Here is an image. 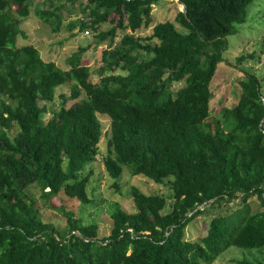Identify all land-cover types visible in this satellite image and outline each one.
<instances>
[{"label": "trees", "instance_id": "trees-1", "mask_svg": "<svg viewBox=\"0 0 264 264\" xmlns=\"http://www.w3.org/2000/svg\"><path fill=\"white\" fill-rule=\"evenodd\" d=\"M159 1L43 0L51 7L36 5L38 17L55 30L64 9L82 13L72 29L97 31L110 24L98 35L109 45L94 82L91 66L82 62L84 47L63 69L44 60L34 44L18 45L21 34L27 38L20 22L36 0H0V264H209L231 246L264 251V97L257 74L248 72L238 101L223 107L220 119H210L212 79L225 61L228 36L246 22L253 0H180L186 12L179 11L176 22L185 31L166 20L150 35H137L152 24ZM119 31L124 34L112 48ZM249 58L254 57L241 54L237 60ZM70 83L69 98L79 100L66 106L68 98L61 95L57 110L39 104L54 101L57 87ZM177 83L183 85L176 89ZM46 113L51 114L47 121ZM100 114L110 118L103 158L110 175L119 178L127 166L133 175L168 180L174 196L164 212L163 194L133 188L135 211L114 204L111 232L102 237L97 222L49 203L63 195L91 204L90 174L83 175V169L99 154ZM33 185L43 203L67 217L63 229L43 220L29 192ZM252 197L262 210L246 205L232 215L220 214L205 236L186 239L191 220L206 210ZM235 264L264 263L245 257Z\"/></svg>", "mask_w": 264, "mask_h": 264}, {"label": "rangeland", "instance_id": "rangeland-1", "mask_svg": "<svg viewBox=\"0 0 264 264\" xmlns=\"http://www.w3.org/2000/svg\"><path fill=\"white\" fill-rule=\"evenodd\" d=\"M31 6V14L20 22V27L27 35L23 38L22 34L18 37V45L34 44L46 61H54L59 67L69 69V57L81 47L86 48L82 55V62L91 66V78L97 82L101 77L100 66L103 50L109 45V39L99 42L98 35L101 31L110 28L109 23H103L99 30L88 28L82 31L79 26L71 28L72 22L82 16L81 12L69 14L64 9L62 11L63 19L59 29L55 28L37 15V6L51 7L43 0ZM85 2V1H84ZM70 6V5H68ZM77 7V6H76ZM183 10L180 0H160L153 6L152 24L148 27H142L137 30L139 36H148L153 31V26L159 21H173L178 29L185 31V28L176 22V16ZM239 31L236 34L228 36V49L224 53L225 61L218 66L217 72L211 82L213 98L210 102L211 120H217L222 117V108L232 107L239 99L241 94L240 81L248 72H254L260 78L261 95L264 97V0H253L247 7L246 22L238 25ZM131 33L130 30H128ZM124 32L118 33L112 48L120 43ZM241 54H252L253 59L249 58L243 63H238L237 58ZM119 71V70H118ZM117 71V72H118ZM107 73H110L108 71ZM182 83H177L175 88L181 87ZM73 90V84H64L56 89V98L52 102L40 101L39 104L53 109H60L63 99L61 95L67 96L66 106L73 104L78 99L69 98ZM83 96V95H82ZM50 113L43 115L47 121ZM102 121L103 136L99 143V154L97 159L85 166L83 175L90 174L87 191L92 199L91 204L83 205L76 198L53 197L49 203L56 206L64 204L68 210L74 212L76 217H82L85 222H97L99 225V236L110 234L112 226L111 210L114 204H119L127 212L135 211L132 190L139 188L146 194H163L167 198V206L164 212L171 209L174 202L173 191L168 180L163 183H157L143 175H133L130 169L125 166L123 173L119 178H114L108 172L103 158L108 153V134L110 129V118L106 114H100ZM16 130H11V136L15 135ZM30 194L38 200L41 206V216L43 220L52 221L60 229L67 225V217L59 209L51 208L43 203L45 199L41 197V190L37 185L30 187ZM246 205L250 211L256 212L262 210L261 203L257 197H252L247 203L242 202L241 198L232 199L224 202L223 205L206 210L196 218L192 219L186 228V239L196 241L207 234L212 219L220 214L232 215L238 209H245ZM250 258L257 262L264 263V251L243 249L231 246L224 251L216 260L209 264H235L238 259ZM208 264V263H204Z\"/></svg>", "mask_w": 264, "mask_h": 264}, {"label": "water", "instance_id": "water-1", "mask_svg": "<svg viewBox=\"0 0 264 264\" xmlns=\"http://www.w3.org/2000/svg\"><path fill=\"white\" fill-rule=\"evenodd\" d=\"M182 5H183V11L186 12V5H185L184 3H182ZM263 101H264V98H263ZM263 122H264V118H263V120H262V123H263ZM262 123H261V124H262ZM205 204H206V203L202 204L200 207L203 208Z\"/></svg>", "mask_w": 264, "mask_h": 264}, {"label": "built area", "instance_id": "built-area-1", "mask_svg": "<svg viewBox=\"0 0 264 264\" xmlns=\"http://www.w3.org/2000/svg\"><path fill=\"white\" fill-rule=\"evenodd\" d=\"M87 32H89L88 30H86Z\"/></svg>", "mask_w": 264, "mask_h": 264}]
</instances>
